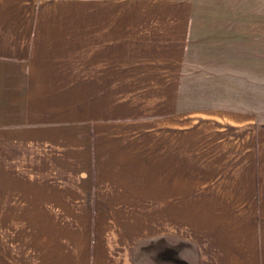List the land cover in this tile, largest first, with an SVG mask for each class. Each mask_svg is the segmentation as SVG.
I'll use <instances>...</instances> for the list:
<instances>
[{
    "label": "crops",
    "instance_id": "obj_1",
    "mask_svg": "<svg viewBox=\"0 0 264 264\" xmlns=\"http://www.w3.org/2000/svg\"><path fill=\"white\" fill-rule=\"evenodd\" d=\"M253 47L264 4L0 0V127L148 130L132 152L91 154L98 166L62 157L70 183L94 175L91 264H264L263 110L205 88L262 84Z\"/></svg>",
    "mask_w": 264,
    "mask_h": 264
},
{
    "label": "rangeland",
    "instance_id": "obj_2",
    "mask_svg": "<svg viewBox=\"0 0 264 264\" xmlns=\"http://www.w3.org/2000/svg\"><path fill=\"white\" fill-rule=\"evenodd\" d=\"M232 2L238 7L246 3L261 8L264 4V0ZM240 51L242 49L237 50L239 68L244 57ZM244 51L252 57L254 71H260V67L264 71V47ZM196 83L198 81H190V85ZM210 87L220 89L222 101H235L238 106L253 103L264 113V81L261 84L260 80L239 75L213 83L206 81L205 88ZM0 123H4L1 116ZM13 125L0 127V264H91L92 233L100 210L92 206L98 194L90 182L94 175H77L78 182L75 185L70 183L67 179L69 173L64 169L62 174L59 172L64 168L62 164L66 165L62 157L68 152H90L92 163L98 166L95 159L98 152L113 155L132 152L135 143L129 139L147 137V128L143 131L141 128L118 129L116 126L95 128V136L94 132L81 127L52 130ZM90 133L92 142L89 143ZM95 139L101 142L96 143ZM93 153L95 156L91 155ZM78 161V167L92 166L91 161ZM71 162L74 164L75 160ZM38 167L43 169V174L37 175ZM53 170L62 175L54 184V178L49 175ZM70 195L74 199L69 201ZM147 244V241L142 242L143 246ZM141 260L148 264L146 254Z\"/></svg>",
    "mask_w": 264,
    "mask_h": 264
}]
</instances>
